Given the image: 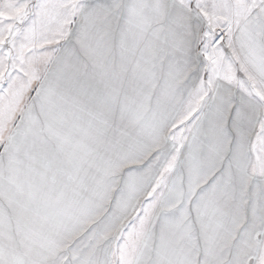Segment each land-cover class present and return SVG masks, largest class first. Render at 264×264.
Wrapping results in <instances>:
<instances>
[{
    "label": "snow or ice",
    "instance_id": "snow-or-ice-1",
    "mask_svg": "<svg viewBox=\"0 0 264 264\" xmlns=\"http://www.w3.org/2000/svg\"><path fill=\"white\" fill-rule=\"evenodd\" d=\"M0 264H264V0H0Z\"/></svg>",
    "mask_w": 264,
    "mask_h": 264
}]
</instances>
